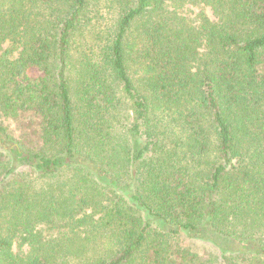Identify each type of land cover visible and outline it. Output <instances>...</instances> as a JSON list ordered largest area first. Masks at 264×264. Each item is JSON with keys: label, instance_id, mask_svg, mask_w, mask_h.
I'll return each instance as SVG.
<instances>
[{"label": "trees", "instance_id": "16d2710c", "mask_svg": "<svg viewBox=\"0 0 264 264\" xmlns=\"http://www.w3.org/2000/svg\"><path fill=\"white\" fill-rule=\"evenodd\" d=\"M0 264H264V0H0Z\"/></svg>", "mask_w": 264, "mask_h": 264}, {"label": "rangeland", "instance_id": "374dc122", "mask_svg": "<svg viewBox=\"0 0 264 264\" xmlns=\"http://www.w3.org/2000/svg\"><path fill=\"white\" fill-rule=\"evenodd\" d=\"M196 246L198 247L197 249L200 250V251H203L206 249V247L204 245H201V244H196Z\"/></svg>", "mask_w": 264, "mask_h": 264}]
</instances>
